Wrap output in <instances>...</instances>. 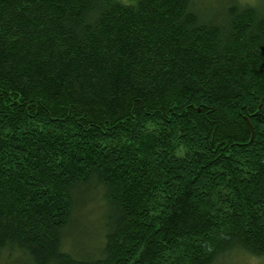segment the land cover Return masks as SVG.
Wrapping results in <instances>:
<instances>
[{"label": "trees", "instance_id": "1", "mask_svg": "<svg viewBox=\"0 0 264 264\" xmlns=\"http://www.w3.org/2000/svg\"><path fill=\"white\" fill-rule=\"evenodd\" d=\"M0 0V259L264 258V0ZM100 193L93 253L65 248Z\"/></svg>", "mask_w": 264, "mask_h": 264}, {"label": "rangeland", "instance_id": "2", "mask_svg": "<svg viewBox=\"0 0 264 264\" xmlns=\"http://www.w3.org/2000/svg\"><path fill=\"white\" fill-rule=\"evenodd\" d=\"M227 0H193L194 5L198 9H208L213 12L221 9ZM241 3L257 4L260 0H236ZM104 200L102 195L98 193L80 210L76 220L69 228L70 240L68 237L64 239L65 248H69L77 254L93 253L98 244H100L101 234L103 230L101 223L105 214ZM0 264H26L18 255L8 258L7 253H3ZM215 264H264V258L253 257L241 251H232L223 259L218 260Z\"/></svg>", "mask_w": 264, "mask_h": 264}]
</instances>
